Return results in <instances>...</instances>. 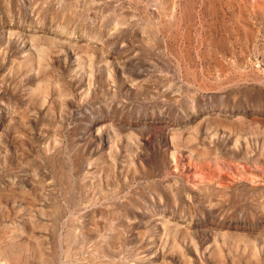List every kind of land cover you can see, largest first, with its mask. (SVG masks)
<instances>
[{
    "label": "rangeland",
    "instance_id": "rangeland-1",
    "mask_svg": "<svg viewBox=\"0 0 264 264\" xmlns=\"http://www.w3.org/2000/svg\"><path fill=\"white\" fill-rule=\"evenodd\" d=\"M189 263L264 264V0H0V264Z\"/></svg>",
    "mask_w": 264,
    "mask_h": 264
},
{
    "label": "bare ground",
    "instance_id": "bare-ground-1",
    "mask_svg": "<svg viewBox=\"0 0 264 264\" xmlns=\"http://www.w3.org/2000/svg\"><path fill=\"white\" fill-rule=\"evenodd\" d=\"M198 23H199V21H198ZM52 87V86H51ZM65 94V93H64ZM58 164V163H57ZM22 260V259H21ZM190 264V263H189Z\"/></svg>",
    "mask_w": 264,
    "mask_h": 264
}]
</instances>
